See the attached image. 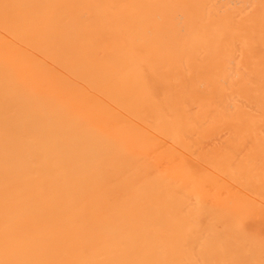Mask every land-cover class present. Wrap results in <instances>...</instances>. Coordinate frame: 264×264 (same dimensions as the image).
I'll return each instance as SVG.
<instances>
[{
    "label": "bare ground",
    "instance_id": "bare-ground-1",
    "mask_svg": "<svg viewBox=\"0 0 264 264\" xmlns=\"http://www.w3.org/2000/svg\"><path fill=\"white\" fill-rule=\"evenodd\" d=\"M0 264H264V0H0Z\"/></svg>",
    "mask_w": 264,
    "mask_h": 264
}]
</instances>
